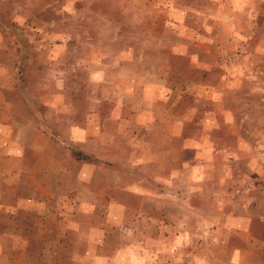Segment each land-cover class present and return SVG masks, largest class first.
Segmentation results:
<instances>
[{
  "label": "rangeland",
  "instance_id": "1",
  "mask_svg": "<svg viewBox=\"0 0 264 264\" xmlns=\"http://www.w3.org/2000/svg\"><path fill=\"white\" fill-rule=\"evenodd\" d=\"M0 264H264V0H0Z\"/></svg>",
  "mask_w": 264,
  "mask_h": 264
}]
</instances>
